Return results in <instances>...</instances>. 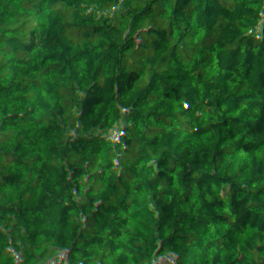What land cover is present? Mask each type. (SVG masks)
<instances>
[{
    "label": "trees",
    "instance_id": "obj_1",
    "mask_svg": "<svg viewBox=\"0 0 264 264\" xmlns=\"http://www.w3.org/2000/svg\"><path fill=\"white\" fill-rule=\"evenodd\" d=\"M106 1L0 0V264H264V0Z\"/></svg>",
    "mask_w": 264,
    "mask_h": 264
},
{
    "label": "built area",
    "instance_id": "obj_2",
    "mask_svg": "<svg viewBox=\"0 0 264 264\" xmlns=\"http://www.w3.org/2000/svg\"><path fill=\"white\" fill-rule=\"evenodd\" d=\"M95 2H99L102 4L103 8L106 6V0H94ZM109 3L111 5H117L118 0H110ZM130 19L134 21H138L140 23V32L138 34V50L141 54L146 55L148 62H151L154 59L155 51L152 48H148L147 41L152 39L154 36V29L158 30L159 34L163 35L165 40V51L166 57L176 63L182 64L183 59L178 55V53L171 47L172 42L174 41V29L170 26L167 21V18L164 15H159L158 13H154L151 16L144 15L141 16L138 12H135ZM136 79V85L133 89L134 93H137L139 88L141 87V80L138 78V75L134 76ZM146 111L144 107L142 109ZM80 260L77 255H73L66 263L64 264H79Z\"/></svg>",
    "mask_w": 264,
    "mask_h": 264
},
{
    "label": "rangeland",
    "instance_id": "obj_3",
    "mask_svg": "<svg viewBox=\"0 0 264 264\" xmlns=\"http://www.w3.org/2000/svg\"><path fill=\"white\" fill-rule=\"evenodd\" d=\"M160 10L162 12H164V13L168 12V10H169V0H164V4H163L162 8H160ZM86 15H87V12H84L83 15H77V18H82V17H85ZM135 80L136 79H131L130 81L120 85L119 87L120 88H128V89L129 88H134L135 85L137 84ZM188 130H190V129H188Z\"/></svg>",
    "mask_w": 264,
    "mask_h": 264
}]
</instances>
